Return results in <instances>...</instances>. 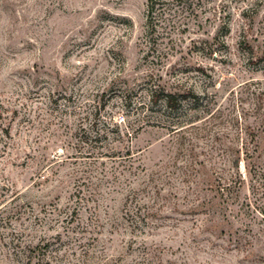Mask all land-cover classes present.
<instances>
[{"label": "rangeland", "instance_id": "1", "mask_svg": "<svg viewBox=\"0 0 264 264\" xmlns=\"http://www.w3.org/2000/svg\"><path fill=\"white\" fill-rule=\"evenodd\" d=\"M0 264H264V0H0Z\"/></svg>", "mask_w": 264, "mask_h": 264}, {"label": "trees", "instance_id": "2", "mask_svg": "<svg viewBox=\"0 0 264 264\" xmlns=\"http://www.w3.org/2000/svg\"><path fill=\"white\" fill-rule=\"evenodd\" d=\"M149 4V11L152 12L156 5L161 1V0H147ZM195 101H196V97ZM151 101L153 104H158L160 102L165 103L167 108H170L171 110H178V107L180 105L178 93H173L171 91H166L164 87H158L155 89H152V94H151ZM178 127L175 128L177 132L184 130L183 126H185L183 123H179ZM192 126V125H191ZM236 167L239 170V159L236 160ZM244 180V179H242Z\"/></svg>", "mask_w": 264, "mask_h": 264}]
</instances>
